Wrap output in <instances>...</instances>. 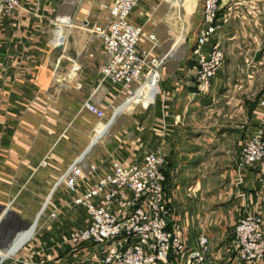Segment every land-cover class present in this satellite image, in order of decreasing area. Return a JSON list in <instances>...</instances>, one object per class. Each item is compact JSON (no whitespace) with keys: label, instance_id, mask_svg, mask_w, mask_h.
<instances>
[{"label":"crops","instance_id":"crops-1","mask_svg":"<svg viewBox=\"0 0 264 264\" xmlns=\"http://www.w3.org/2000/svg\"><path fill=\"white\" fill-rule=\"evenodd\" d=\"M72 1L21 0V7L0 22V236L2 223L12 218L24 229L40 213L30 241L18 251L24 261L101 264L106 245H76L68 239L88 220L74 198L111 169L113 158L130 163L160 149L167 157L170 227L187 248L171 255L173 264H188L186 253L198 246L201 235L210 239L203 264H246L233 243L234 225L242 214L256 210L263 189L260 169L241 166L240 155L244 139L264 128L259 106L264 98V0H221L226 32L219 37L227 56L206 94L198 93L194 73L203 0H141L130 20L146 34H156L153 54H167L160 93L148 108L134 105L120 112L119 107L113 125L101 129L107 128L108 135L99 149V138L91 146L97 129L123 94L120 85L100 84L107 54L92 28L108 25L110 14L101 3L114 0ZM58 17L72 21L65 26L63 49L50 43ZM140 45L148 50L152 42L144 39ZM87 99L106 115L84 107ZM90 146L87 160L96 162L98 171L85 172L77 190L57 187L52 205L42 212L59 177ZM54 208L57 218L50 217ZM15 229L8 228L1 247Z\"/></svg>","mask_w":264,"mask_h":264},{"label":"built area","instance_id":"built-area-1","mask_svg":"<svg viewBox=\"0 0 264 264\" xmlns=\"http://www.w3.org/2000/svg\"><path fill=\"white\" fill-rule=\"evenodd\" d=\"M81 1L73 0L75 3ZM140 1L102 2L101 7L109 11L110 21L108 25H96L92 30L102 40L107 54V60L100 69V84L110 81L113 85H120L123 94L120 104L156 78L159 90L154 93L153 99L135 104L143 109L150 107L160 93V71L166 63L167 54H153L158 45L156 34H146L142 25L130 20ZM220 3L221 0H203L202 21L194 48L197 60L194 73L200 94L212 89L214 79L226 61L225 48L219 37L226 32L219 16ZM21 4V0H0V22L17 11ZM64 19H69L70 23L63 24ZM57 21L50 43L59 49L60 45L65 47V26L71 25L72 21L70 17H58ZM58 28L64 30L60 38L56 34ZM144 39L152 42L148 50L140 45ZM259 106L264 114V98L260 99ZM84 107L100 117L106 115V111L91 99L84 102ZM87 154L82 153L67 167L48 195L49 199L60 185L77 190L85 172L90 176L98 171L99 165L88 161ZM47 160H43L44 165H47ZM166 165V154L160 149L148 151L140 161L130 163L113 158L111 169L98 176L74 198L75 205L85 208L88 220L85 225L73 229L68 239L76 245H106L101 264H173L171 255L174 252L185 253L187 248L181 235L170 227L171 211L165 191ZM240 165L258 168L264 176V128L244 139ZM48 197L42 212L52 205ZM57 216V209L54 208L50 217ZM233 243L237 255L246 264L264 261V181L256 210L246 212L237 219ZM208 252L209 237L201 235L198 246L187 251V263L203 264ZM16 260H21V257Z\"/></svg>","mask_w":264,"mask_h":264},{"label":"rangeland","instance_id":"rangeland-1","mask_svg":"<svg viewBox=\"0 0 264 264\" xmlns=\"http://www.w3.org/2000/svg\"><path fill=\"white\" fill-rule=\"evenodd\" d=\"M178 2H179V0H174V3L175 4H178ZM71 3H75V2H71ZM67 21V23L69 22V20H66ZM69 26V25H68ZM68 26H66V27H68ZM181 37H182V35H181ZM185 38H186V36H184L181 40L182 41H185ZM223 46H224V43H223ZM226 49V48H225ZM225 52L227 53V51L225 50ZM226 56H227V54H226ZM74 64V63H73ZM57 68H58V66H56ZM55 67V68H56ZM60 68V67H59ZM63 68V67H62ZM113 120L111 119L110 120V118H108L107 119V121H105V123L103 124V125H98L99 127H98V129H97V133H98V131L99 130H101L104 126H106L107 125V123L109 124L110 122H112ZM113 123H114V121H113ZM113 123L111 124V126L113 125ZM110 129H111V127H110ZM97 133H94V134H97ZM109 133H110V130H109ZM106 135H108V133H106ZM106 135L105 136H102V137H100L99 139H98V141H97V143H96V146L98 147V149L101 147V143H102V141H103V139L106 137ZM95 137V136H94ZM248 137V136H247ZM242 144H243V142H242ZM94 147V146H93ZM92 149V148H91ZM90 149V150H91ZM89 150V151H90ZM240 161H241V155H240ZM263 181H264V176H263ZM37 217H38V215H37ZM39 221V220H38ZM35 222H33L32 224H34ZM1 226L4 228V230H5V232H4V234L3 235H1L0 236V241H1V237H3V236H5L6 234H7V231H8V228L9 227H13L14 229L16 228V226H19V227H17V228H19V229H15L17 232L18 231H20L18 234H17V236H14L13 237V239L11 240V242H10V245L7 247V248H4V247H1V245H0V248H2V251L0 252V261L2 262L1 264H20V263H22V264H28L26 261H24L23 260V258L24 257H21V260H16V258H18L19 256H22L21 255V253L19 252L18 253V251H19V249L22 247V245L27 241L26 240V238H25V235L27 234V233H30V235H33L34 234V232H35V230H36V227L37 226H35V225H31L30 227H26V228H24L23 229V223H21V222H18V221H16V222H14L13 221V219L11 218L10 220H8V222H4V223H2L1 224ZM22 228V229H21ZM209 245H210V239H209ZM11 249H15L16 250V252L15 251H12V252H10V250ZM8 250V251H7ZM21 250V249H20ZM12 253V254H11ZM16 253V254H15ZM26 259V258H25Z\"/></svg>","mask_w":264,"mask_h":264},{"label":"bare ground","instance_id":"bare-ground-1","mask_svg":"<svg viewBox=\"0 0 264 264\" xmlns=\"http://www.w3.org/2000/svg\"><path fill=\"white\" fill-rule=\"evenodd\" d=\"M66 20H69V19H64V20L62 21V23H63V24H69V23H70V20H69L68 23H67ZM56 34H57V36L60 38V37H62V35H64V30L58 28ZM170 54H171V53H170ZM158 90H159V87L157 86V84H156V78L154 77V78H152V80H151L149 83H147L144 87H142V88L136 93L135 96H133V97H129L128 99L125 100V102H123V103H121L120 105H118V106L115 108V111H114L113 115L110 117V120L113 118L114 114H116V116L119 115L120 112H122V111H124V110H128V109H130V108L133 107L137 102L143 101V102L147 103L148 101L152 100L153 97H154V93H155L156 91H158ZM119 107H122V109L120 110V112L118 111V108H119ZM117 112H119V113L117 114ZM115 119H116V118H115ZM115 119H114L113 121H115ZM110 123H112V122H110ZM110 123H109V124H110ZM107 125H108V123H107ZM104 127H105V126H104ZM106 133H107V128H105V129L99 131L98 134H97V135L95 136V138L93 139V141H92V143H91V146L94 145V143H96V141H97L98 138H100V137H102V136H105ZM91 146L88 148V150H87L86 152H89ZM48 199H49V197H48ZM50 199H51V198H50ZM50 199H49V200H50ZM44 205H45V204H44ZM43 208H44V207H43ZM42 210H43V209H42ZM42 210H41V211H42ZM40 216H41V214L39 213V214H38V217H37V220L35 221V223H34L33 225H35V226L38 225V220L40 219ZM33 225H32V226H33ZM19 232H20V231H19ZM19 232H18V233H19ZM18 233H17V234H18ZM17 234H16L15 236H17ZM30 237H31L30 233H27V234L25 235L26 240H28ZM15 254H16V253H15Z\"/></svg>","mask_w":264,"mask_h":264},{"label":"water","instance_id":"water-1","mask_svg":"<svg viewBox=\"0 0 264 264\" xmlns=\"http://www.w3.org/2000/svg\"><path fill=\"white\" fill-rule=\"evenodd\" d=\"M64 46L63 45H60L59 46V49H63ZM116 118V114H114L112 120H114ZM33 225V224H32ZM19 232V231H18ZM17 231H14L9 237L8 239L6 240L5 244H4V248H7L9 245H10V242L11 240L13 239V237L18 233Z\"/></svg>","mask_w":264,"mask_h":264}]
</instances>
